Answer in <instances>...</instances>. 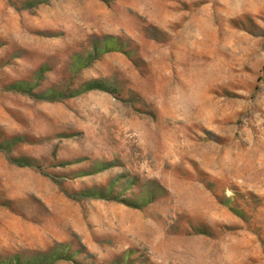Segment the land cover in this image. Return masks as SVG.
<instances>
[{
	"label": "rangeland",
	"instance_id": "rangeland-1",
	"mask_svg": "<svg viewBox=\"0 0 264 264\" xmlns=\"http://www.w3.org/2000/svg\"><path fill=\"white\" fill-rule=\"evenodd\" d=\"M0 264H264V0H0Z\"/></svg>",
	"mask_w": 264,
	"mask_h": 264
}]
</instances>
